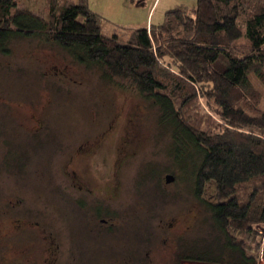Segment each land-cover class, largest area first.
Listing matches in <instances>:
<instances>
[{
	"label": "rangeland",
	"instance_id": "obj_1",
	"mask_svg": "<svg viewBox=\"0 0 264 264\" xmlns=\"http://www.w3.org/2000/svg\"><path fill=\"white\" fill-rule=\"evenodd\" d=\"M91 1L110 33L159 24L166 10L196 3ZM18 5L46 11L44 0ZM6 48L0 52V264H180L182 256L212 243L217 232L176 164L156 106L112 85L44 36L13 39ZM252 81L264 108V85ZM76 166L92 188L100 183L105 189L98 199L103 216L115 221L109 234L89 216L96 207L91 197L64 174ZM108 170L94 181L93 172ZM167 174L172 181H165ZM213 194L208 183L203 198L215 202ZM87 223L90 232L81 227ZM261 237L258 264H264Z\"/></svg>",
	"mask_w": 264,
	"mask_h": 264
},
{
	"label": "trees",
	"instance_id": "obj_2",
	"mask_svg": "<svg viewBox=\"0 0 264 264\" xmlns=\"http://www.w3.org/2000/svg\"><path fill=\"white\" fill-rule=\"evenodd\" d=\"M44 4L40 13L0 0V52L13 39L44 36L112 85L149 100L217 232L205 250L180 260L258 264L264 108L252 78L264 85V0H196L166 10L159 24L111 33L88 0ZM208 183L215 202L203 198Z\"/></svg>",
	"mask_w": 264,
	"mask_h": 264
},
{
	"label": "flooded vegetation",
	"instance_id": "obj_3",
	"mask_svg": "<svg viewBox=\"0 0 264 264\" xmlns=\"http://www.w3.org/2000/svg\"><path fill=\"white\" fill-rule=\"evenodd\" d=\"M80 149H81V151H83V148H80ZM29 154H32L33 156L36 155L34 150H32ZM85 155H86V153L84 155H80V157H83ZM77 157H78V155H77ZM67 168H69V167H67ZM64 172H65L64 174H67V177H69V179L72 180V186L75 187V190H82L83 192H86L89 197H91L90 199L94 202L92 205L96 204V207L90 208V210H91V212H93V214L92 215L89 214V216H91L93 220H97V222L99 221L102 224H104L105 229H106V233L109 234V232H111L110 227H111V225L115 224V221L111 218L107 219L105 216H103L102 209H104V208L101 207L102 200L98 199V194H102V197L105 196V194L102 193V192H105V189L101 186L100 183H99L98 187L92 188V183L88 179V178H90V176L88 174H87L88 176L82 175L81 172L79 171V169L77 168V166L74 168H71L67 171H64ZM93 173H94L93 177L98 175V174H104V175L108 176L109 170L107 172L103 171V172H93ZM94 181L100 182V181H97L95 179V177H94ZM100 191H102V192H100ZM103 199L105 200V198H103ZM89 216L86 217V221L90 218ZM81 227L85 228L88 232H90L89 231L90 226L88 223L84 226H81ZM76 232H78V225L76 226ZM75 243L76 244L74 245L73 250H74V253H76V255H77L76 257L78 259L79 258L78 240H76Z\"/></svg>",
	"mask_w": 264,
	"mask_h": 264
},
{
	"label": "crops",
	"instance_id": "obj_4",
	"mask_svg": "<svg viewBox=\"0 0 264 264\" xmlns=\"http://www.w3.org/2000/svg\"><path fill=\"white\" fill-rule=\"evenodd\" d=\"M88 3H89V5H90V7H92V6H91L92 1H91V0H88ZM155 4H156L155 2L152 3V5L150 6V9H149V13L152 11V9H153V7H154ZM92 10H93V9H92ZM180 264H218V263H213V262H201V261H183V262H181Z\"/></svg>",
	"mask_w": 264,
	"mask_h": 264
},
{
	"label": "built area",
	"instance_id": "obj_5",
	"mask_svg": "<svg viewBox=\"0 0 264 264\" xmlns=\"http://www.w3.org/2000/svg\"><path fill=\"white\" fill-rule=\"evenodd\" d=\"M261 234H262L261 241L263 242L261 249L263 250V247H264V232L261 233ZM261 257L263 258V259L262 258L261 259L264 260V252L262 254V251H261Z\"/></svg>",
	"mask_w": 264,
	"mask_h": 264
},
{
	"label": "water",
	"instance_id": "obj_6",
	"mask_svg": "<svg viewBox=\"0 0 264 264\" xmlns=\"http://www.w3.org/2000/svg\"><path fill=\"white\" fill-rule=\"evenodd\" d=\"M172 180H173V176L172 175H170V174L165 175V181L166 182H170Z\"/></svg>",
	"mask_w": 264,
	"mask_h": 264
}]
</instances>
